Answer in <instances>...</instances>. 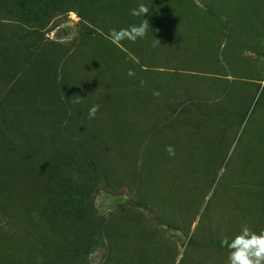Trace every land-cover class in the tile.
I'll return each instance as SVG.
<instances>
[{"label": "rangeland", "instance_id": "obj_1", "mask_svg": "<svg viewBox=\"0 0 264 264\" xmlns=\"http://www.w3.org/2000/svg\"><path fill=\"white\" fill-rule=\"evenodd\" d=\"M32 2L0 0V264H228L264 231V0ZM59 175L95 185L72 229Z\"/></svg>", "mask_w": 264, "mask_h": 264}, {"label": "clouds", "instance_id": "obj_2", "mask_svg": "<svg viewBox=\"0 0 264 264\" xmlns=\"http://www.w3.org/2000/svg\"><path fill=\"white\" fill-rule=\"evenodd\" d=\"M147 13H149V8L143 3L130 10L133 17H145ZM147 29L148 21L144 19L138 25H131L128 28L110 29L109 34L112 43L119 45V42L125 39L135 42L138 38H144ZM128 75L131 76L133 73L129 71ZM98 110V105L90 107L88 118H95ZM166 150L169 155H174L171 146ZM220 243L229 249L228 264H264V231L257 234L244 226L240 234L236 235L230 242L225 237L221 239Z\"/></svg>", "mask_w": 264, "mask_h": 264}, {"label": "trees", "instance_id": "obj_3", "mask_svg": "<svg viewBox=\"0 0 264 264\" xmlns=\"http://www.w3.org/2000/svg\"><path fill=\"white\" fill-rule=\"evenodd\" d=\"M32 1L33 0H18L21 7L25 10H31L33 8L34 3ZM47 13L48 11H42L41 15L40 12L37 11H20V17L23 21L33 20L39 22L47 15ZM61 162V158H58L56 161L57 168H62ZM42 167L45 168L44 166ZM59 176V181L61 183L56 187V195L62 198L64 205L57 209L58 217H61L65 222H69L70 226L68 225V227L70 229H72L71 223L79 226L82 223L85 224L90 217V213H93L89 200L91 199V190L95 185L91 186V190L88 189L86 185H83L80 188L78 184L74 186V182L71 179L66 180L61 177V175ZM87 252L88 249L86 250V253Z\"/></svg>", "mask_w": 264, "mask_h": 264}]
</instances>
